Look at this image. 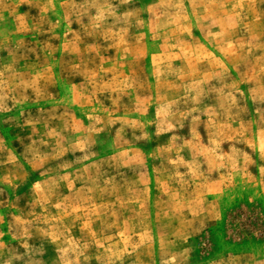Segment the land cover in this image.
Returning a JSON list of instances; mask_svg holds the SVG:
<instances>
[{"label": "rangeland", "instance_id": "obj_1", "mask_svg": "<svg viewBox=\"0 0 264 264\" xmlns=\"http://www.w3.org/2000/svg\"><path fill=\"white\" fill-rule=\"evenodd\" d=\"M262 113L264 0H0V264H264Z\"/></svg>", "mask_w": 264, "mask_h": 264}, {"label": "clouds", "instance_id": "obj_2", "mask_svg": "<svg viewBox=\"0 0 264 264\" xmlns=\"http://www.w3.org/2000/svg\"><path fill=\"white\" fill-rule=\"evenodd\" d=\"M128 0H120V3H127ZM95 5H90V7H94ZM195 8V5H194ZM112 12H114V9H112ZM127 15H131V13H127ZM125 16V18H126ZM120 19V18H117ZM189 36H191V33H188ZM177 40H179V37H177ZM159 86V85H158ZM159 98V97H158ZM175 103V101H173ZM160 114V113H158ZM180 115H185L184 113H180ZM198 119V118H196ZM235 123V121L224 123V124H209V129H215V131L209 132L210 142L213 143V152H221L220 144L224 143L226 140L231 139L232 141H236L237 143H249V139L251 140L250 147L253 149L252 154L249 155L247 152L242 151L241 149L236 148L233 146L231 148L230 154H221L217 157V159L220 161V163H217L213 165L211 161H208L209 168L208 171L211 173L213 171V168L216 170L219 169H231V174L235 176H240V172L244 171L245 175H247V169L249 166H257L259 168V178L257 180H248L245 177H241L239 180L240 188L239 192L242 194L249 190V186L251 188H254L258 184L259 190H264V127H260V133H259V146L260 150L257 153L256 152V133L252 130L251 124L249 126H245L244 124H239L238 127H233L232 124ZM261 123L264 124V113L261 114ZM173 126L170 124L168 125V129H171ZM145 137H147V133H144ZM193 135L198 138V135L194 132ZM256 156V159H253L252 157ZM182 158L179 157V149H177V161L172 163H178L181 161ZM191 168V166H190ZM195 168L197 171L200 168L199 164H195ZM186 175V174H185ZM201 176L204 174L201 172ZM47 183V182H45ZM37 189H40V185L37 184L34 186ZM235 187V186H234ZM41 192H43V189H41ZM43 202H48V197H43ZM20 257H17L16 259H19ZM3 264H12L11 260L3 262ZM168 264V262H166Z\"/></svg>", "mask_w": 264, "mask_h": 264}]
</instances>
